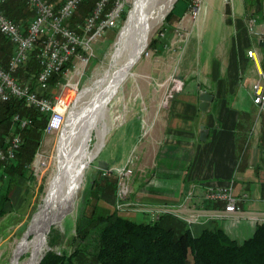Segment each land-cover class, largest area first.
Wrapping results in <instances>:
<instances>
[{"label":"crops","instance_id":"crops-1","mask_svg":"<svg viewBox=\"0 0 264 264\" xmlns=\"http://www.w3.org/2000/svg\"><path fill=\"white\" fill-rule=\"evenodd\" d=\"M187 1L173 4L151 57L138 63L136 78L124 84L129 93L124 103L130 100V106L113 117L108 131L126 125L146 129L134 169L149 173L138 178L132 205L144 212L167 209L193 235L219 229L240 244L264 223V104L255 106L251 92L256 76H264V65L246 57L253 50L264 63V46H257L264 0H201L194 20L187 16ZM249 20H254L252 32ZM175 30L188 34L185 45ZM171 75L182 90L159 110L164 89L157 83ZM202 93L210 96L204 112L198 110ZM228 180L237 199L233 214H223L221 202L204 198L208 188Z\"/></svg>","mask_w":264,"mask_h":264},{"label":"rangeland","instance_id":"rangeland-1","mask_svg":"<svg viewBox=\"0 0 264 264\" xmlns=\"http://www.w3.org/2000/svg\"><path fill=\"white\" fill-rule=\"evenodd\" d=\"M12 1L14 4H18L20 9H23V7L25 8L24 4H20V0ZM46 1L49 3L51 2V4L54 5L59 0ZM2 2L3 0H0V4H2ZM172 2V0H140L139 7L136 9L135 13L136 18H134L132 24L134 30L131 28L127 33L128 35H125L124 37L122 32L129 20L131 15L130 13L132 12L135 4V0H128L122 11L123 18L121 16V18L116 22V26L114 28L104 30L102 34L96 39V41L90 44V50L88 52V54L90 53L89 59L86 65L79 67V73L81 76H79V74H74L72 70L71 73H69L66 77L63 76L62 80L56 83L53 88L49 89V91L47 90V93L44 92V95L46 94L48 97H54L62 91V87L66 81L75 87L72 93H69V98L71 100L69 109L64 119V128L62 132L43 135L42 137L40 146L30 166L32 175L34 177L33 180L26 182V180L23 181L16 178L11 188L7 191L8 201L5 203H2V196L4 194L2 191L4 189H1L0 208L3 206L4 214L0 217V264H9V261L12 257V252L15 249V246L19 243L21 235L24 232L32 214L41 205L43 212L47 214L46 216L48 217L47 205L52 202V195L54 192L53 183L56 180L54 178V173L57 172L58 174L59 169L61 168V150L65 141L64 130L72 120H77L78 116H82L83 113L85 117L81 120H78L76 125V130L79 133L81 132V135L90 121L93 120L95 124L92 126L90 139L87 141L86 148L76 147L78 140L76 136H71L70 134V136L66 138L68 143L71 144L72 150L74 149L73 152L71 150V154H73L71 156L73 160H78V158L81 160L82 158L83 165L88 155L94 153L97 150L99 152L83 170L79 191L77 193L76 199L74 200L72 212L64 216L55 225L50 226L49 231L45 235L44 251L46 252L47 250H52L54 252L62 251L68 253L72 250L73 246L70 240L73 236L74 226L77 223V219L80 214V208L82 205H84L83 200H85L86 203V214H88L92 208L94 209L95 215H103L115 209L122 217H125L131 221L137 223H147L148 221H151L150 214L153 212V210L150 212H144L141 211L143 208L131 204V200H134L133 194L136 193L138 189V178L141 176L144 177L146 173H149L147 171L141 174V172L138 173L134 169L136 157L138 155V145L144 139L146 135V129L140 132L137 128L136 130L134 128L130 129L128 125H126L127 127L122 126L119 129L111 128V132L108 131V129L112 124V121H114L113 117L118 116V113H123V111L126 110L125 106H130V100H128L127 103H124V100L126 101V97L129 94L123 91L125 88L124 84H128L129 81H132L136 78L133 74L137 64L147 61L151 57L152 48H147V45L151 39L155 40L157 37L162 35L161 32L163 28V20L170 11H168V9ZM175 2H177V0L172 3V6ZM84 3L86 2L81 3L77 7L76 11H80ZM180 3H182V0L177 2V4ZM141 6H143V8H141ZM140 12H142L141 15ZM31 18H19L20 21L15 23L13 21L12 22L20 29H24ZM137 18H139V22L136 21ZM69 21L65 25L68 28H73L76 24H80L82 22H77L73 26H70ZM137 29H140L143 32L145 29L147 30L145 40L146 47L141 52L138 60L129 69L126 77L117 86L118 88H116L114 95L106 104V115L102 117L100 114V109L103 104V97L106 93H108L113 83L116 81L115 79L109 84L110 76L111 78L114 76L113 72L115 76L112 79L120 75L121 70L119 63L124 61L123 51L126 40H128L127 38L129 35ZM176 38L179 39L177 36ZM184 39L179 40L183 42ZM117 42L119 46H116ZM122 43L123 46L121 47L120 45ZM11 47L13 53V46L11 45ZM144 52L148 53L147 57L144 56ZM260 62L261 60L259 59V66ZM71 64H73L75 68L78 66V64L74 61ZM66 67H69V64H67ZM172 78L175 79L176 77L171 75L169 79L165 80L164 82L157 83V87L164 89L163 95L158 104L159 110L166 109L173 98L182 90L183 84L179 90L173 92V83L171 82ZM258 79L264 81V76L259 74L256 76L255 82ZM26 82L24 84L27 85L28 82ZM108 84L110 85V88H108ZM170 91H172L171 97H168ZM257 107L260 109L262 106ZM88 112L89 114L87 115ZM117 122L121 121L117 120ZM131 131L132 136L130 135ZM75 134L79 136L78 133ZM103 134L104 137L102 141ZM77 148L81 150L77 151ZM143 158L144 160L146 159V161H149L150 159L147 153L143 156ZM98 162H102L107 167V170L103 171L98 168ZM121 168L130 170V174L127 178L121 179L119 177L117 172H119ZM98 170L103 171L106 175L104 177L103 183L101 186H97L94 190H89V184L94 178L98 176ZM107 173L109 176H107ZM39 188L41 189L39 190ZM111 196V200H108V198ZM42 199L43 204H41ZM155 211L158 210H154V212ZM159 215L161 214H158V216ZM82 223H84V221H82ZM39 242L40 236L38 233L35 234L33 238L32 236H28L25 243L18 244L17 250L20 245L25 246L27 244L33 243L35 249L34 251L36 253ZM21 248L23 249V252L19 255L16 264H28L34 252H32V248L30 247ZM87 248L89 250L91 249L90 246Z\"/></svg>","mask_w":264,"mask_h":264},{"label":"trees","instance_id":"trees-1","mask_svg":"<svg viewBox=\"0 0 264 264\" xmlns=\"http://www.w3.org/2000/svg\"><path fill=\"white\" fill-rule=\"evenodd\" d=\"M20 4H24L25 8L20 9L12 0H3L0 9L14 23L20 21L19 18H31L33 12L23 0H20ZM91 7L90 3H84L82 9L76 11L70 19V26L81 22ZM171 12L172 8L163 24ZM153 43L151 39L147 48L152 47ZM11 54V45L0 35L1 68H6ZM263 65L261 61V68ZM38 71V63L34 54L30 53L27 61L17 67L13 77L19 83L27 81L31 92L46 96L44 92L47 93V90L62 80V72L52 74L46 89L40 90L35 83ZM14 116L19 121H25V125L20 127L13 121ZM45 124L46 116L21 100L9 98L0 103V151L5 154L11 148L12 138L19 139L12 159L0 160V192L4 189L2 203L8 201L7 191L16 178L26 182L33 180L30 166L44 135ZM98 171V176L89 184V190L103 183L106 175ZM83 201L70 240L72 250L68 253L47 250L38 264H264V223L256 225L248 239L236 244L219 229H205L193 235L183 222L167 213L147 223L126 219L115 209L103 215H95L92 208L86 214V203ZM3 214L2 206L0 217ZM89 246L90 250L87 248Z\"/></svg>","mask_w":264,"mask_h":264},{"label":"built area","instance_id":"built-area-1","mask_svg":"<svg viewBox=\"0 0 264 264\" xmlns=\"http://www.w3.org/2000/svg\"><path fill=\"white\" fill-rule=\"evenodd\" d=\"M23 1L33 12L32 18L24 29H20L0 10V35L13 46V53L6 68L0 67V103L14 98L35 108L46 116L43 132L44 135H50L62 129L71 100L69 93H72L75 87L66 81L58 95L38 96L37 93L31 92L26 84L17 82L13 77L17 67L24 64L28 55L33 53L39 66L35 83L40 90L46 89L48 79L54 73L62 72V76L66 77L73 70L74 74L81 76L79 67L86 65L89 59L90 44L95 42L104 30L116 26L128 0H59L54 5L46 0ZM83 2L92 5L90 12L80 24H76L73 28L66 27V23ZM200 6L201 0L187 1L186 13L189 19L194 20L198 16ZM253 24L254 20L248 21L249 32H252ZM175 34L181 40L185 38L183 42L188 36L179 30H175ZM144 56L147 57L148 53L144 52ZM246 57L258 65L260 58L253 50L246 51ZM73 61L78 64L76 68L71 64ZM67 64L69 67H66ZM171 82L173 92L180 89L182 85L180 80L172 78ZM171 92L168 97H171ZM251 92L252 103L255 106H262L264 104V81L258 79L254 82ZM13 121L20 127L25 125V121H19L17 116L13 117ZM18 145L19 139L12 138L11 148L5 154L0 151V160L12 159L13 152ZM117 173L123 179L128 177L130 170L121 168ZM204 198L212 202H221L223 214H233L238 211L231 180L223 186L208 188ZM164 213H169V211L159 209L151 212V221L156 220L158 214Z\"/></svg>","mask_w":264,"mask_h":264},{"label":"water","instance_id":"water-1","mask_svg":"<svg viewBox=\"0 0 264 264\" xmlns=\"http://www.w3.org/2000/svg\"><path fill=\"white\" fill-rule=\"evenodd\" d=\"M174 1L175 0H173V2ZM172 3L169 6L168 11L172 7ZM141 8H143V6H141ZM141 14H142V12H140V15ZM224 14L225 15H229V7H228V5H225V7H224ZM262 17H263V22H264V7L262 9ZM138 20H139V18L136 19V21H138ZM146 35H147V30H145L143 32L140 29H137L132 34H130L129 37H128V40H126L124 51H123L124 57L126 58V61L124 62V65L122 67L121 73L117 77V79L115 81V84L112 85V87L108 91V95L104 99V102H103L102 107L100 109V114H101L102 117L104 115H106V104L111 99V97L113 96V93H115V90H116L117 86L126 77V75L128 74L129 69L138 60L141 52L146 47V44H145ZM257 46L259 48H262L264 46V27L262 29V38L258 41ZM198 101H199L198 110L201 111V112H204L206 110V108H207V105H208L209 101H210V96L208 94H205V93L199 94ZM84 117L85 116H84V113H83L82 116L79 117L77 120H72L69 123V134H71V136H76L78 138L76 147H81V148H86L87 147L86 145H87V141H89V139H90V132L92 130V126L95 124L93 120L90 121L88 123V126L84 129L83 134L81 135V132L79 133L76 130V125H77L78 120H81ZM75 133H78L79 136L76 135ZM203 133L204 132H200L199 133V138H200L201 135H203ZM103 137H104V134L102 136V141H103ZM200 140H202V138H200ZM102 141H101V145H102ZM70 145L71 144H69V146ZM65 146H67V145H65ZM98 152L99 151L97 150L94 153L88 155V157L86 158V161L80 167L78 180H77V183H76L75 188H74V193H73V197H72V200H71V204H70V207L67 209V211H65L58 218H56L54 220H49V221L46 220V218H44L45 220L43 219V209L41 208L42 205L32 214V216H31V218H30V220H29L24 232L21 235V238H20V241H19L18 244L25 243L28 236H32V238H33V236L35 234H37V233L39 234L40 242H39V246H38V248L36 250V253L34 255L33 264H38L39 261L41 260V258L43 257L44 253H45V251H44V249H45V235L49 231L50 226L55 225L64 216H66V215H68V214H70L72 212L73 206H74V200L76 199L77 193L79 191V187H80V183H81L80 178L82 176L83 170L89 164V162L92 161L95 158V156H96V154H98ZM98 168H100L103 171L107 170L106 166L102 162H98ZM44 196H45V194H44ZM44 196H43V198H44ZM41 204H43V199H42V203ZM18 244L15 246V249L12 252V257H11V259L9 261V264H16L19 255L23 252V249L17 251Z\"/></svg>","mask_w":264,"mask_h":264},{"label":"bare ground","instance_id":"bare-ground-1","mask_svg":"<svg viewBox=\"0 0 264 264\" xmlns=\"http://www.w3.org/2000/svg\"><path fill=\"white\" fill-rule=\"evenodd\" d=\"M139 3H140V0H135L134 8H133L132 12L130 13L131 15L129 17V20H128V22H127V24H126V26H125V28L123 29V32H122L124 37H125V35H128L127 33H128V31L131 28L133 29V27H132L133 25L132 24H133L134 18H136L135 17V13H136V9L139 7ZM149 25H151V24H149ZM118 42L116 43V46H119ZM123 43H124V40H123ZM123 43L120 45L121 47L123 46ZM121 47H120V50H121ZM123 57H124V53H123ZM125 61H126V58L124 57V61H121V63H119L120 70H122V67H123ZM113 75L115 76L114 72H113ZM114 76H112V78ZM112 78L110 76L109 84H110L111 81H114L115 79H117V77L114 78V79H112ZM114 84H115V82L113 83V85ZM108 88H110V85L108 86ZM107 95H108V93H106L105 96L103 97L102 103L104 102V99L106 98ZM113 95H114V93H113ZM88 114H89V112L87 113V115ZM79 117H81V116H78V118ZM63 128H64V126L62 127L60 132H62ZM64 136H65V141H64V144H63V148L61 150L62 158L60 160V164H61L60 167L62 169L61 168L59 169L58 174H57V172L54 173L55 174L54 178L56 180L53 183L54 184L53 185L54 186V192H53V195H52V202L47 205L48 217L49 218L46 216L47 214H45L43 212V219L46 218V220H48V221L58 218L65 211H67V209L70 207L71 200H72L73 193H74V188H75V185H76L77 180H78L80 167L82 166V158H81V160H79V158H78V160H76V159L73 160V158L71 156V155H73V154H71L72 148H71V145L69 146V143L66 140V138L68 136H70V134H69V125L66 126V129L64 130ZM65 145H67V146H65ZM73 150H72V152H73ZM80 150L81 149L77 148V151H80ZM83 160H84V157H83ZM56 174H57V176H56ZM80 180H81V178H80ZM55 211H56V214H55ZM21 247H23V248H29V247L32 248V252H34V253H33V256L31 258V260L28 262V264H33V262H34L33 259H34V255H35L34 244L30 243V244H27L25 246L20 245L18 247L17 251L21 250L22 249Z\"/></svg>","mask_w":264,"mask_h":264}]
</instances>
